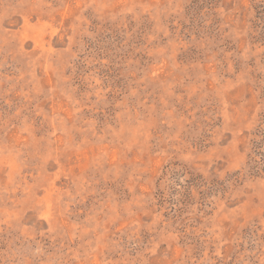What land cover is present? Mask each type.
<instances>
[{
    "label": "rangeland",
    "instance_id": "obj_1",
    "mask_svg": "<svg viewBox=\"0 0 264 264\" xmlns=\"http://www.w3.org/2000/svg\"><path fill=\"white\" fill-rule=\"evenodd\" d=\"M0 264H264V0H0Z\"/></svg>",
    "mask_w": 264,
    "mask_h": 264
}]
</instances>
